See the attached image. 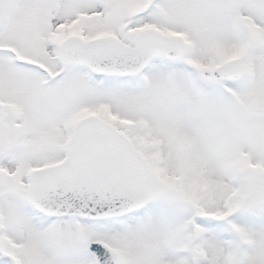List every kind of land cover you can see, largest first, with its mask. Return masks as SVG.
Wrapping results in <instances>:
<instances>
[{
    "label": "snow or ice",
    "instance_id": "6c2138e0",
    "mask_svg": "<svg viewBox=\"0 0 264 264\" xmlns=\"http://www.w3.org/2000/svg\"><path fill=\"white\" fill-rule=\"evenodd\" d=\"M0 264H264V0H0Z\"/></svg>",
    "mask_w": 264,
    "mask_h": 264
}]
</instances>
